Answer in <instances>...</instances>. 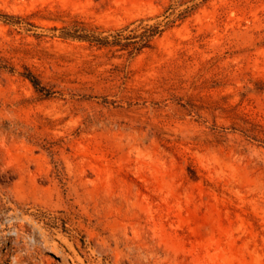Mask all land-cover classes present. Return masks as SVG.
<instances>
[{
  "label": "rangeland",
  "instance_id": "1",
  "mask_svg": "<svg viewBox=\"0 0 264 264\" xmlns=\"http://www.w3.org/2000/svg\"><path fill=\"white\" fill-rule=\"evenodd\" d=\"M172 3L0 0V264H264V0L60 36Z\"/></svg>",
  "mask_w": 264,
  "mask_h": 264
},
{
  "label": "trees",
  "instance_id": "2",
  "mask_svg": "<svg viewBox=\"0 0 264 264\" xmlns=\"http://www.w3.org/2000/svg\"><path fill=\"white\" fill-rule=\"evenodd\" d=\"M176 4H185L188 1L192 3L186 5L184 8L175 12L174 4H170L166 8L165 23L161 25V22L155 23H144V18L138 19L137 25L128 29V26L118 29L115 33L109 35H101L96 31V29L87 28L82 23L75 21L73 24L68 26H63L60 28V36L64 38H77L81 40H86L91 43L97 44L99 46H118L119 49H125L129 53L138 51L143 47L150 46L151 40L156 35H159L165 26L170 25L176 19H182L186 17L193 9L198 7L199 3L206 0H200L196 2L194 0H175ZM169 9H173L169 11ZM172 14L175 17L169 18ZM2 16H10L8 14H3ZM11 17V16H10ZM55 29V28H54ZM40 92L48 94L49 91L43 85H41L38 77H36L32 72L26 71L22 73Z\"/></svg>",
  "mask_w": 264,
  "mask_h": 264
}]
</instances>
